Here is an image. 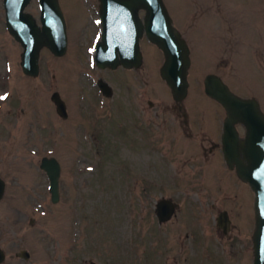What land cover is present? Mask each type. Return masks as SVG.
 <instances>
[{
  "label": "rangeland",
  "instance_id": "obj_1",
  "mask_svg": "<svg viewBox=\"0 0 264 264\" xmlns=\"http://www.w3.org/2000/svg\"><path fill=\"white\" fill-rule=\"evenodd\" d=\"M59 1L66 8L69 1L83 0ZM191 1L163 0L191 47L190 81L199 82L214 70L209 61H228L213 51L222 45L217 38L226 33L233 46L238 45L235 61L251 77L250 91L263 93L243 96L256 97L264 113V56L253 53L258 47L264 51V0H194L203 3L194 20L186 11ZM208 2L219 3L217 13L206 10ZM68 7L65 13L70 15ZM82 10L87 11L84 6ZM26 11L38 18L37 0H31ZM21 51L5 28L0 0V177L6 184L0 200L2 264H250L248 253L229 252L215 230L216 212L206 205L203 190L190 189L186 179L175 174L179 166L186 172L185 157L173 153L168 158L169 148L159 139L154 111L170 97L159 78V49L147 42L143 46L146 110L141 117L146 133L137 147L125 142L134 148L122 141L124 115L113 112L107 117V99L88 89L89 78L105 73L81 66L70 47L60 58L43 49L39 75L27 77L19 65ZM53 91L66 103V118L55 112ZM147 99L154 102L152 109ZM188 100L197 108L217 107L205 95H189ZM43 156H54L61 165L56 203L39 169ZM160 197L179 205L176 215L161 224L154 214ZM209 197L221 205L220 196ZM22 250L29 253L27 259L19 255Z\"/></svg>",
  "mask_w": 264,
  "mask_h": 264
},
{
  "label": "flooded vegetation",
  "instance_id": "obj_2",
  "mask_svg": "<svg viewBox=\"0 0 264 264\" xmlns=\"http://www.w3.org/2000/svg\"><path fill=\"white\" fill-rule=\"evenodd\" d=\"M121 2L123 1L121 0ZM115 4H111L109 8L110 16L107 20L108 26L105 29L107 24H105L100 15V0H83L80 2L69 1L66 8H64L58 0V5L66 26V52L72 47L75 52H77V57L79 58L78 62L81 66L85 64L86 66L93 67L99 73L106 74L105 76L104 74H98L96 79L89 78L90 86L88 89H95V91L100 94L97 95L98 97L103 100L107 99L105 111L107 117L111 118L113 112L116 115L118 113L124 115L126 119H124V129H121L122 141H124L125 146L128 148L130 146L133 147L130 143L129 145L125 143L128 140L137 147L141 140H144V135L146 133L143 127L145 121L143 116L141 117L146 110L144 107L145 59L143 46L145 42L149 44L152 43L147 40L144 35V30L139 28V22L141 24L144 23V11L138 10L136 20H130L126 19L125 15L121 16V10L124 9L123 6H120L121 3ZM69 5L72 13L67 15L65 9H68ZM83 6L87 11L82 10ZM199 6H203V3L192 0L190 6L186 9V11L190 10V13L192 12L191 16L193 20L196 18L195 16L198 15L195 12H197ZM209 9H215L214 13H217L220 9V5L219 3L208 2L206 10ZM79 13H81V15ZM177 14L179 15V13ZM115 15L116 17H114ZM202 15L201 13L199 16ZM169 16L172 19L173 25L185 40L189 48L190 56L191 47L188 41L182 35L181 30L174 24L172 16L170 14ZM173 17L175 20L174 15ZM220 38H217V40L221 41L222 45H218L217 49L213 51L216 52L217 56L228 57V61L224 59L221 61L220 59L217 61H209L207 66H213L214 70L207 71L199 82L193 83V81L189 79L192 63L190 58L186 96L182 100H175L171 92H169V99L167 101L163 99V102L160 101V106L158 105L157 109L154 111V116L155 120H157L156 126L159 128V139L169 148L167 154L170 156L168 158L173 156L171 155L173 153L179 155V157L180 155L185 157L183 164L187 168L186 172L181 173L183 168L179 166L178 170L174 171L175 174L177 173L178 176L184 177L190 189L195 190L199 188L203 190V196L206 198V205L216 212V217L214 218L215 230L219 236L228 243L230 248L229 252H232L234 255L248 253L251 256L250 264H253L254 244L252 237L255 230V192L248 182L238 177L234 164L230 167L226 162L223 150V126L226 112L221 104L207 96L208 94L205 92V82L208 76L219 78L232 94L242 98H254L257 100L256 97L243 95H262L263 93L261 91L258 93L251 92L250 89L254 90L250 81L251 77H249V79L248 76H245L244 71L237 67L235 57L239 54L238 45L234 44L237 47L233 46L232 41L226 38V33H223ZM226 39L229 40L227 43ZM259 39L262 42L260 37ZM99 46L105 47L108 50V54L116 58L118 64L114 68L110 66L100 68L97 66L94 55ZM123 48L132 49L134 55L136 56L139 54L141 59L137 60L135 62L136 64H132L131 67L124 66V64L120 62V50ZM44 50L50 53L48 49L44 48ZM253 53L254 56L256 55L257 57L260 54V58L264 56L263 48L260 47L254 48ZM248 66L250 67V65ZM240 79L244 81L241 82ZM161 81L163 80L161 79ZM163 83L165 82L163 81ZM240 87H242L243 90H241ZM117 92L119 95H116ZM189 95H205L207 98L214 101L217 107L210 110L193 107L189 105ZM95 96L96 95H93L91 98L96 105L97 98ZM146 104L150 109L154 107V102L150 99H147ZM93 111L92 109L91 113ZM109 118H107V120H109ZM234 128L239 138L245 136L243 125L235 124ZM153 132L156 133L154 130ZM93 134L98 142V138H100L98 137V130H94ZM133 142H135V144ZM132 151L134 152V149H132ZM239 155L243 160L242 154L240 153ZM209 196H220L217 201L220 200L221 205H217L214 198H210ZM220 214L222 218L220 221L221 225L219 226L217 224V218ZM234 249L236 250L234 251ZM3 261L0 262V264H2Z\"/></svg>",
  "mask_w": 264,
  "mask_h": 264
},
{
  "label": "water",
  "instance_id": "obj_3",
  "mask_svg": "<svg viewBox=\"0 0 264 264\" xmlns=\"http://www.w3.org/2000/svg\"><path fill=\"white\" fill-rule=\"evenodd\" d=\"M31 0H2L5 28L8 34L21 46L19 65L27 77H37L40 72V53L46 48L56 57L66 53V26L58 0H37L39 15L34 17L26 11ZM100 0V15L107 24L111 4L121 3V16L136 20L138 10L144 11V30L147 40L162 53L163 62L159 68L160 78L165 82L175 100L186 96L187 74L190 66L189 48L180 32L175 28L163 0ZM116 5V4H115ZM120 11V10H119ZM116 17V15L114 16ZM104 36V35H103ZM120 62L131 67L141 58L132 49L120 50ZM94 60L98 67L114 68L118 63L108 54L105 47H97ZM205 92L225 109L223 126V150L227 164H234L239 178L248 182L255 192V230L253 233V264H264V113L254 98H242L232 94L219 78L208 76ZM59 117L66 118V105L57 91L50 95ZM235 124L243 125L245 136L238 137ZM242 154L243 161L239 154ZM39 169L48 180V192L52 203L59 200V178L61 166L54 156H43ZM5 190V181L0 177V199ZM178 205L170 198L161 197L154 205L158 223L170 221L176 214ZM222 215L217 218L221 225ZM27 259L29 254L22 250L19 254ZM4 252L0 249V262Z\"/></svg>",
  "mask_w": 264,
  "mask_h": 264
}]
</instances>
